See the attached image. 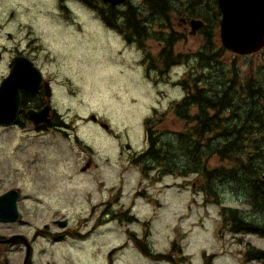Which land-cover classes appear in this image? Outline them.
<instances>
[{
	"label": "rangeland",
	"instance_id": "obj_1",
	"mask_svg": "<svg viewBox=\"0 0 264 264\" xmlns=\"http://www.w3.org/2000/svg\"><path fill=\"white\" fill-rule=\"evenodd\" d=\"M175 29L185 36L173 45L181 58L200 50L202 39L190 28ZM111 31L72 0H0V82L18 52L31 58L52 80L68 124L45 131L27 120L0 127V195L21 192V221L0 220V264H25L27 242L32 264H207L210 257L212 264H264L246 255L250 246L264 249V237L229 233L220 206L200 191L201 175L181 176L150 160L144 175L143 164L134 163L147 147L145 121L154 109L153 120L162 119L155 128L172 135L183 123L170 109L184 93L179 81L189 78V67L208 74L196 62L148 74L144 50ZM148 42L152 56L163 47L155 38ZM232 57L223 53L218 62L225 68H207L229 75ZM262 57H236L239 76L255 75ZM205 164L229 165L216 154ZM231 184L221 176L219 199L236 206L240 185ZM64 219L61 227L57 220Z\"/></svg>",
	"mask_w": 264,
	"mask_h": 264
},
{
	"label": "trees",
	"instance_id": "obj_2",
	"mask_svg": "<svg viewBox=\"0 0 264 264\" xmlns=\"http://www.w3.org/2000/svg\"><path fill=\"white\" fill-rule=\"evenodd\" d=\"M108 12V13H107ZM104 10L105 16L109 18L106 20L108 25L117 29L122 33L125 38L130 42H136L139 49L144 50L147 53L144 54L145 67L152 73L155 72V68L160 71H167V67L170 66L168 62H160L158 59L161 52L156 56H152L148 49V40L150 37L157 38L159 41L168 40L167 35L162 32H154L151 28H131L129 11L126 9L124 12H118L116 10L108 9ZM120 16L121 20H116L117 16ZM216 51L206 50V57L211 65L217 63L221 56L222 48L220 45L214 43ZM167 56L174 55L173 48L167 46ZM224 51V48L222 49ZM176 60V58L174 57ZM233 77L230 78L232 85L237 82L235 76L239 71L236 66V59L233 60ZM210 64H202L203 66H209ZM191 82H185L184 88H190L189 96L184 101H181L179 106L175 103L171 104L170 109H173L176 116L179 119L185 120L182 128L180 127L172 135L166 137L164 132L155 128L158 122L153 120V116L157 114L158 110H154L152 117H149L145 121V137L147 147L143 153L134 159V163L137 165L143 164V173L147 175V170L152 169L147 165L146 161L160 162L164 165L165 171L176 172L181 176L190 172H198L204 176V180L200 182V191L206 195V202L212 203L219 200L218 182L221 176L226 177V180L233 179L236 183L243 187V178L245 175L257 174L256 171V158L255 153L258 151V139L256 138V90L253 87L252 76L248 82L247 87L240 89L243 92L247 100L251 103L244 108L238 106L232 109V121L231 126L228 125V121L222 123L216 116L209 117V111H212L214 107L217 109H223V106H215L216 98L219 97L221 92L226 88L227 79L223 73L219 70L213 75L212 79H203L202 76H198L195 71H190ZM209 88L212 92L204 91L203 88ZM196 91V92H195ZM200 95H207V102L203 103L200 100ZM24 104L28 107L30 101V95L28 92L23 91ZM199 106H198V105ZM192 107H197L198 112L196 115L191 113ZM200 110V111H199ZM234 112L236 115H234ZM165 115V114H163ZM22 123V122H21ZM227 132H232L233 135H239L238 138L231 140L223 139V136L227 135ZM215 134L214 138L205 136L207 134ZM204 143V144H203ZM211 154L218 155L222 160H228L229 165L226 167H217L214 169H207L205 160L209 158ZM160 164V165H161ZM258 173H264V166ZM258 186L264 189V182H259ZM254 199L251 203L250 213L244 212L237 208H230L221 206L220 215L227 225L232 228L233 232L237 231H256L259 233V229H264L256 224L255 219L257 217V210L261 207L260 198L264 199V193L258 198L256 197V190L253 189ZM215 198V201H213ZM248 216V217H247ZM251 219L246 223V219ZM136 245L147 256L154 253L150 249L149 245L141 240H135ZM158 255V254H157ZM246 255L249 259L262 260L264 262V249L257 248L256 246L248 247ZM257 258V259H256ZM209 264H212L210 261Z\"/></svg>",
	"mask_w": 264,
	"mask_h": 264
},
{
	"label": "flooded vegetation",
	"instance_id": "obj_3",
	"mask_svg": "<svg viewBox=\"0 0 264 264\" xmlns=\"http://www.w3.org/2000/svg\"><path fill=\"white\" fill-rule=\"evenodd\" d=\"M76 4H79L80 6L86 8L88 11L96 13L98 22L101 25H104L106 28H113L106 20L109 18L108 16H105L104 10L107 12L108 9L110 10H116L118 12H124L126 9L129 11L130 16V27L131 28H153L154 31L159 29V32L161 30L162 33L167 35L168 40H161L160 44L163 45V47L160 49L159 53L161 52V55L159 57L160 62H168L170 65L175 64H182V63H194L196 62L197 65L200 66V63L202 64H210L207 57H206V50L209 51L212 50L213 53L216 51V47L214 43L217 45V47L220 45L222 48L221 55L223 53H229L233 57L230 62V71L229 75L226 73H223V75L228 78L227 79V86L226 88L221 92L218 98H216V105L215 106H223V109H217L216 107L213 108L212 111H209V117L216 116L222 123H225L228 121V125L231 126L232 121V109L234 107H242L244 108L248 106L251 101L247 100L245 94L243 92H240V89L243 87H247L248 82L251 80L252 76L254 77L255 81H253V87L256 90L255 96H256V138L258 139V146L259 149L255 153L256 158V171L257 174H250L245 175L243 178V187L240 185V191H237V201L236 203L238 205L234 206V208H243L244 212L250 213L251 211V203L254 199V193L253 189L256 190V197L258 198L261 196V194L264 193V189H262L258 186L259 182H264V173H258V170H261L264 166V46L259 49L258 51L247 54V55H241L236 52H233L232 50L226 48L221 40L220 35V28H222V19H223V8L219 0H124L123 3L113 5L111 2L106 0H72ZM251 6L257 9L263 8V4H254V2L250 3ZM108 13V12H107ZM122 17V15H120ZM118 15L116 17V20L120 21L121 18ZM175 28H184V30H187L190 28L189 34L193 35L199 39H202L201 45L199 47L200 50L193 53H188L184 57H180L178 53H176V50L173 48V45L178 42L184 41V33L182 31H178ZM193 28H198L197 30H193ZM219 29V42L215 41L217 30ZM112 31H114L112 29ZM114 32L119 33L117 30ZM151 40V39H150ZM167 46H170L173 48L174 55L168 57L167 56ZM224 48V51L222 49ZM182 55V53H179ZM263 55L261 60V65L255 75H250L248 78L240 77L239 74L235 76L238 83L235 85H232L230 82V78L233 77V60L236 57L241 58H247L249 56L253 55ZM177 58L176 60L174 59ZM221 57V56H220ZM220 59V58H219ZM217 64V68H225L224 62H217L213 65H209V67L214 66ZM208 66L200 67L204 69L203 72H206L208 76H205L204 74H198V76H202L203 79H208L210 82V78L212 79L213 75L218 70H210L207 68ZM190 71H195L194 69L190 68L188 69L187 74L189 75V78L186 79L185 77L181 78L179 81V84L183 86L185 82H191L188 87H191L193 84L191 81V75ZM147 73L150 74V72L147 70ZM52 83V82H51ZM184 87V86H183ZM204 91L212 92L209 88H206V86L203 88ZM24 91V90H23ZM22 91V94H23ZM190 88H184V93L182 95V98L177 100V103H175L177 106L181 103V101H184L186 97L189 96ZM196 92V91H195ZM30 95V101L28 104L30 107H26L27 105L23 103L21 106V115L19 119V123H21L22 118L24 117L25 120L29 121L27 111L29 109H35V110H41L43 109L47 103L52 105L51 110V121L48 124H39L35 125L32 121V124L37 130L45 131L48 129H58L57 127L60 125H66L67 122L63 119V114L58 110V106L56 103V95H55V89L52 85V95L47 100L44 92V84L41 86L39 91L36 93H29ZM200 100L205 103L208 100L207 95H200ZM198 105V104H197ZM199 106V105H198ZM200 111V110H199ZM198 112L197 107H192L191 113L193 115H196ZM234 115L236 113L234 112ZM183 121L182 126L185 122V120L181 119ZM214 138L215 134L209 133L205 136V139ZM239 135H233L232 132H227V135L223 136V139H234L238 138ZM204 144V143H203ZM197 175H201L200 173L196 172ZM204 180V176L201 175L200 182ZM230 185L238 184L233 179L228 180ZM199 182V184H200ZM235 186V185H234ZM236 187V186H235ZM237 188V187H236ZM206 196V195H205ZM261 201V207L257 210V217L255 219V222L258 226L264 227V199L260 198ZM213 205H219L224 207H231L228 205H224L222 201L219 199L216 202L208 203ZM106 215H109L110 212L108 209H106L105 212ZM248 217V216H247ZM116 218H113L115 220ZM251 219L247 218L246 223L250 222ZM257 231V230H256ZM256 231H237L233 232L232 228L230 227V230H228L229 233H232L234 236H244L247 234L251 235H259L264 237V229H259V233ZM67 236V235H66ZM65 236V237H66ZM2 241V240H0Z\"/></svg>",
	"mask_w": 264,
	"mask_h": 264
},
{
	"label": "water",
	"instance_id": "obj_4",
	"mask_svg": "<svg viewBox=\"0 0 264 264\" xmlns=\"http://www.w3.org/2000/svg\"><path fill=\"white\" fill-rule=\"evenodd\" d=\"M117 4L124 0H107ZM223 8V19L221 28V40L224 46L233 52L244 55L254 53L264 46V0H219ZM263 4V8L257 9L251 6ZM198 28H193L197 30ZM12 35L9 34V38ZM43 74L34 65V62L23 55H17L12 59L8 76L0 83V126L7 127L18 122L22 95L21 91L26 90L36 93L43 84ZM50 85L45 82V94L50 96ZM50 105L42 110H29V118L36 124L48 123L50 121ZM92 119L96 120L93 116ZM108 128L107 125H105ZM130 148V144L126 145ZM85 168H83L84 170ZM20 192L17 189H10L0 196V220L4 222H15L20 220L18 200ZM61 227L67 225V220H58ZM11 239L6 240L9 242ZM27 252L24 259L29 264L31 245L26 243Z\"/></svg>",
	"mask_w": 264,
	"mask_h": 264
},
{
	"label": "bare ground",
	"instance_id": "obj_5",
	"mask_svg": "<svg viewBox=\"0 0 264 264\" xmlns=\"http://www.w3.org/2000/svg\"><path fill=\"white\" fill-rule=\"evenodd\" d=\"M257 259V258H256Z\"/></svg>",
	"mask_w": 264,
	"mask_h": 264
}]
</instances>
